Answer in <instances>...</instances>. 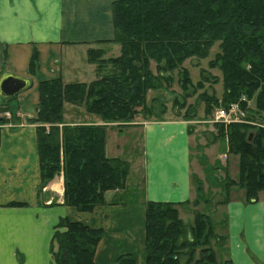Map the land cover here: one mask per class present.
I'll return each instance as SVG.
<instances>
[{
	"label": "trees",
	"instance_id": "1",
	"mask_svg": "<svg viewBox=\"0 0 264 264\" xmlns=\"http://www.w3.org/2000/svg\"><path fill=\"white\" fill-rule=\"evenodd\" d=\"M111 13V42L120 46L119 56L104 59L101 51L89 50L88 60L95 65L96 73L89 84L40 81L36 114L31 120L37 125L41 185L61 172L64 204L82 213L104 205L106 192L124 188L128 165L104 155L105 126L62 125L64 102L83 103L86 112L97 115L105 124L130 123L140 114L138 109L151 108L152 103L146 104V93L161 91V83L171 84L174 71L179 88L187 90L191 82L182 64L189 58H205L218 43L219 51L208 66L221 72L222 94L220 99L204 91L198 95L205 105V116L210 117L211 106L217 102L227 108L242 98H253L256 112L264 113V0H118L112 3ZM151 61L155 73L151 72ZM35 68L33 53L31 73ZM209 80V75L201 71L197 86L201 88ZM0 100L7 98L0 96ZM245 101L240 103L242 109ZM174 104L185 107L184 118H193V106H185L183 100ZM5 111L1 106L0 124L7 121L2 116ZM257 113H248L246 119L264 125V116L258 118ZM215 128L218 136L227 140L228 153L238 157L235 180L225 178L223 186L243 189L245 201L254 202L258 192L264 191V128L241 123L226 127L217 124ZM195 190L201 191L199 181ZM118 199L113 203L121 202ZM178 205L145 202L144 264H180L182 257L186 264H230L218 262L210 246L212 240H223L211 218L195 212L192 225L186 227L178 216ZM101 235L100 229L60 219L53 236L58 243L53 254L56 264H94ZM183 248L185 255L180 251ZM116 264H136V256L123 254Z\"/></svg>",
	"mask_w": 264,
	"mask_h": 264
},
{
	"label": "crops",
	"instance_id": "2",
	"mask_svg": "<svg viewBox=\"0 0 264 264\" xmlns=\"http://www.w3.org/2000/svg\"><path fill=\"white\" fill-rule=\"evenodd\" d=\"M115 1L118 0H0V77L9 74L28 82L26 89L0 100V107L6 108L4 115L16 117L6 118L8 122L0 128V264H54L51 244L63 218L102 231L94 250V264H116L123 254H134L136 264H144L147 201L180 204L176 207L178 216L186 227L192 225L200 206V213L211 218L216 233L223 237L218 245H226V254L222 248L220 254L216 253L218 262L264 264V191L258 192L254 202H246L244 190L236 187L241 192L236 189L225 193L226 201L215 203L202 196V187L200 193L196 192L194 181L201 179L205 169L210 172L218 157L211 163L201 154L206 166L201 169L197 156H193L194 148L204 153L216 143L201 146L190 123L203 121L186 119L184 112L182 118L138 120L127 128L139 132L142 145L140 201L115 204L113 200L119 192L109 191L104 205L81 213L64 204L61 173L41 185L35 143L37 125L31 123L39 99L38 84L52 79H60L63 84H89L96 78L95 65L88 60L89 50L101 51L104 59L119 56L120 46L111 42V7ZM33 53L36 68L31 73ZM67 107L72 106L64 102L65 123L70 121ZM110 129H106L105 155L119 158L111 152ZM222 143L219 159L223 154L233 156L227 152V144ZM206 175L204 180L213 176ZM218 183L224 185L220 180ZM207 206H212L211 210ZM218 207L220 220L209 215ZM184 218L186 222L191 218V224H186Z\"/></svg>",
	"mask_w": 264,
	"mask_h": 264
},
{
	"label": "rangeland",
	"instance_id": "3",
	"mask_svg": "<svg viewBox=\"0 0 264 264\" xmlns=\"http://www.w3.org/2000/svg\"><path fill=\"white\" fill-rule=\"evenodd\" d=\"M219 51L218 49V43H215L208 51V55L203 59H196V58H189L182 64V67L185 68L188 71L191 86L185 90L182 91L179 88V85L177 84V73L174 71L172 73L173 75V81L171 84H165L161 83V91H153L150 90L146 93V104L149 106L151 103L152 105L149 106L150 109L141 111L138 109V112L140 113L138 116L134 117L130 123H108L105 124L101 121V119L94 114H90L85 111V107L83 103H79V105H71L72 107H67L69 120L68 123L64 122L63 118V110H62V125L64 126H78V125H94V126H105V139H106V129L109 126L111 129L108 132L109 134V143H112V153L117 154L120 156L119 160H122L127 163L128 170L127 175L125 176L124 180V188L122 190H119V195H117V199L119 201H124L125 203L116 202L115 204H128V203H134L136 201H140L142 195H143V182H142V160H143V153H142V145L139 143V132L130 131L127 128L130 127V124L135 123L136 121L140 120H156V119H162V118H182V113L185 110L184 108H179L174 102H185V106L190 105L193 106V112L194 116L193 118H190L192 120H202L203 122H197V123H190L192 127L196 130V137L198 140L200 139V145L201 146H207L209 144H212L215 142L213 146H209L207 150L202 153L200 150H195L194 148V155L197 156V160L199 161V168L205 169V161L202 159V155L206 158V161L209 162L211 160V163L214 162V159L218 157L216 164H214L212 170L209 172L208 169H205V174H202L201 179L195 180L194 187L196 186V183L200 181V186L202 187V196L207 199V201L210 203L211 200L213 203L217 201H226V197H224V194H231V192L236 191V186L230 185L228 187H223L219 185L218 181L220 180L221 183H225V179H235L237 175V168H236V158L235 156H228L226 154L227 159L225 161H222L219 159L221 148L223 147V142L227 144V140L225 138H220L218 136V133L216 131L215 125L218 123H212L213 116L215 111H217L220 108H223V105L219 102L216 104H213L210 109V117H206L204 114L205 105L201 100L199 99V94L203 91L206 92V94L211 95L214 94L216 98L220 99L222 94V84H221V72L217 68L209 67V62L213 59L214 55ZM155 64L154 62H150V69L152 73H155ZM204 71V73L209 75V82H203L201 88L197 86V82L200 79V72ZM175 97V98H174ZM154 100V101H152ZM150 103V104H149ZM239 103H242V101H239ZM245 108H243V111H246V114H255L256 109L254 105L253 98L250 100L245 101ZM241 107V106H240ZM67 112V111H66ZM191 113V112H190ZM258 115V118H261L262 114H256ZM2 116L4 118H10L8 115H4L2 113ZM16 118V117H12ZM17 119H13L12 121H16ZM82 120V122H80ZM8 122V121H6ZM0 124L1 126H5V123ZM88 122V123H87ZM254 122V121H251ZM258 125H261L258 120L255 122ZM252 123H249L247 125H251ZM62 125H59L60 127ZM258 125H254L259 127ZM48 125H44V127H47ZM264 127V125H263ZM105 139H104V155H105ZM117 146V148H114ZM194 146V142L192 144ZM228 152V147H227ZM202 154V155H201ZM231 155V154H230ZM106 156V155H105ZM126 157V158H125ZM237 157V156H236ZM238 158V157H237ZM125 159V160H124ZM61 173V172H60ZM212 173L213 176L210 180L206 179V174ZM62 174V173H61ZM57 176V175H55ZM54 176V177H55ZM214 177V178H213ZM54 179V178H53ZM216 179V180H213ZM45 186V185H44ZM243 191V190H242ZM117 192V191H116ZM237 192H241L237 189ZM244 192V191H243ZM244 195V194H243ZM231 195H227L230 198ZM245 198V195H244ZM116 199V198H114ZM210 200V201H209ZM66 205V204H65ZM68 207H71L69 205H66ZM202 207V206H201ZM74 208V207H73ZM208 210H211L212 206H207ZM215 208V207H214ZM198 211L202 212L203 210L199 207H197ZM200 209V210H199ZM77 211V210H76ZM82 213V212H81ZM210 213V212H209ZM214 214H209L214 219L220 220L222 218V213L220 207H218L216 212H213ZM187 213H185L186 215ZM185 217V216H184ZM190 215L188 216V218ZM69 220V219H68ZM193 220V219H192ZM182 221V220H181ZM187 219L184 218V222L187 224H191V218L189 219V222H186ZM183 222V221H182ZM63 228L60 229L62 231ZM188 230V228L186 229ZM218 230L216 229L215 232ZM189 233L188 231H186ZM221 232H224V228L221 229ZM186 233V234H187ZM182 241H180L181 243ZM216 253L220 254L219 250L222 248L223 254H226V245L225 244H219L218 242L215 243L214 240H212L210 245ZM219 246V247H218ZM58 250V243L55 239L52 240L51 244V257L54 264H56V261L53 257V254L56 253ZM182 254L185 255L186 249L183 248L180 250ZM143 256V255H142ZM143 259V258H142ZM227 261V260H226ZM224 261V262H226ZM186 258L182 257L180 258V264H186ZM223 262V263H224ZM230 264L231 262L228 261Z\"/></svg>",
	"mask_w": 264,
	"mask_h": 264
},
{
	"label": "built area",
	"instance_id": "4",
	"mask_svg": "<svg viewBox=\"0 0 264 264\" xmlns=\"http://www.w3.org/2000/svg\"><path fill=\"white\" fill-rule=\"evenodd\" d=\"M240 101H245L244 98H242ZM8 116V114H6ZM246 111H243V109L240 107V103L236 102L233 104H230L227 108H220L217 111H215L212 123H218L219 125H223L226 127L229 124L232 123H241V124H249L251 125H258L255 122L248 121L246 119ZM259 127H263V125H258ZM222 161H225L227 159L226 154H223L220 158Z\"/></svg>",
	"mask_w": 264,
	"mask_h": 264
},
{
	"label": "water",
	"instance_id": "5",
	"mask_svg": "<svg viewBox=\"0 0 264 264\" xmlns=\"http://www.w3.org/2000/svg\"><path fill=\"white\" fill-rule=\"evenodd\" d=\"M28 82L25 79L4 74L0 77V96L10 98L22 90L26 89ZM60 173L56 174L59 176Z\"/></svg>",
	"mask_w": 264,
	"mask_h": 264
}]
</instances>
